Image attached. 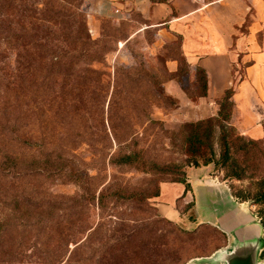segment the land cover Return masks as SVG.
Instances as JSON below:
<instances>
[{"label":"trees","instance_id":"obj_1","mask_svg":"<svg viewBox=\"0 0 264 264\" xmlns=\"http://www.w3.org/2000/svg\"><path fill=\"white\" fill-rule=\"evenodd\" d=\"M83 2L0 0V264H102L104 252L94 249L95 237L105 217L120 221L113 215L117 206L134 198L131 189L106 180L102 173L108 166L159 170L146 160V149L138 148L139 133L115 129L109 118L105 124L103 117L96 116L93 122L103 127L98 140L107 147L100 156L101 168L90 175L85 163L81 162L85 167L76 166L72 132L61 137L53 128L62 113L72 117L73 111L80 110L71 102L72 80L96 93L101 78L109 77L104 70L109 49L90 37ZM126 72L117 69V73ZM202 77L198 97L206 95V78ZM96 97L95 108L102 103ZM231 97L232 91L225 93L217 117L185 123L171 136L181 139L189 159L185 165H173L180 171L170 183L186 184L185 166L197 169L213 164L215 171L224 173L222 179L238 201L260 208L255 213L264 230V140H247L230 125ZM132 105L139 130L145 133L160 125L151 119L144 96ZM119 119L124 124L129 120ZM113 145L116 149L111 152ZM61 178L77 185L74 195L51 192ZM235 181H247L248 187L236 189ZM92 250L99 256L88 257Z\"/></svg>","mask_w":264,"mask_h":264},{"label":"crops","instance_id":"obj_2","mask_svg":"<svg viewBox=\"0 0 264 264\" xmlns=\"http://www.w3.org/2000/svg\"><path fill=\"white\" fill-rule=\"evenodd\" d=\"M83 9L91 27L99 20L130 25L119 49L142 44L148 68L162 70V91L174 103L157 110L166 125L217 117L232 91L230 125L247 140H264V0H84ZM199 71L207 89L198 97ZM212 171L209 165L187 169L186 184L162 183L154 207L185 229L216 228L227 249L244 227L261 222ZM263 252L258 264H264Z\"/></svg>","mask_w":264,"mask_h":264},{"label":"rangeland","instance_id":"obj_3","mask_svg":"<svg viewBox=\"0 0 264 264\" xmlns=\"http://www.w3.org/2000/svg\"><path fill=\"white\" fill-rule=\"evenodd\" d=\"M82 11L84 12V9ZM86 25L90 37L95 41H102L109 49L106 55L107 68L104 69L102 65L95 66L96 69H104L109 77L101 78V86L100 89H96V93L89 92L87 86L78 87L77 80H72V85H75L72 88L75 90L72 91L71 102L79 106L80 110L77 114L73 111L72 117H66L62 113V120L60 119V123L57 122L55 127L53 125V128L61 133V137L72 132L71 147L76 157V166L81 165V162L85 163L90 175H96L101 168L100 156L105 152L103 147H107L105 141L98 140V133L103 127L101 125L98 127L93 122L92 119L96 116L99 119L103 117L105 124L109 118L110 125L115 129L121 131L132 129L133 132L139 133L138 148L146 149V160L159 168L153 171L144 166L142 168L110 166L106 168L102 176L106 177V180L111 178L131 189L134 198L117 206L116 214L113 215L120 221L105 217L99 235L95 237L97 240L94 249H101L104 252L102 264H201L195 261L212 256L217 248L227 242L225 237L210 225L205 224L206 228L198 226L188 230L174 224L157 214L154 207L156 197L147 198L159 192L162 183H170L175 178L174 173L180 170L173 169V165H185V161L189 159L181 139L171 138L172 135L178 134L183 124L173 129L160 120L161 115L157 112L158 109L174 106L172 100L164 95L162 87L154 86V83L160 84L165 79L164 74L162 70L148 68L141 54L142 44L128 45L120 51L119 44L124 43L128 38L131 31L130 25H117L99 20L91 27L87 16ZM14 59L15 56L12 54L11 62ZM117 69L128 70V72L117 73ZM141 71L142 78L138 80L137 76ZM113 95L115 99H112ZM141 96H144L146 107L150 106L151 119L160 123L158 126L149 127L145 133L134 125V119L138 113L132 102L140 100ZM95 97L96 101L102 100L104 105L100 103L96 108L93 107ZM123 117L129 118L128 123L124 124L120 121L119 118ZM161 130H164L165 134H162ZM115 149L113 145L111 152ZM263 165L264 163L262 168ZM209 166L213 168L210 176H218L220 180H223L224 173L215 171L213 164ZM81 167L85 166L81 165ZM187 169L192 167L182 168L185 172ZM233 185L241 190L248 187V182L235 181ZM77 190L76 184L64 178L59 179L51 188V192L56 195H74ZM259 209L256 207L254 211L257 212ZM70 248L73 249V245ZM93 256H99V252L92 250L88 257ZM75 264L78 263L75 262Z\"/></svg>","mask_w":264,"mask_h":264},{"label":"water","instance_id":"obj_4","mask_svg":"<svg viewBox=\"0 0 264 264\" xmlns=\"http://www.w3.org/2000/svg\"><path fill=\"white\" fill-rule=\"evenodd\" d=\"M236 234L234 241L227 249H221L208 258L196 263L201 264H258L259 256L264 248L262 225L256 220L251 226L244 227Z\"/></svg>","mask_w":264,"mask_h":264}]
</instances>
